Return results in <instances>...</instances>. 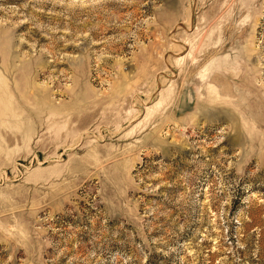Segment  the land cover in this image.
<instances>
[{
  "label": "rangeland",
  "instance_id": "rangeland-1",
  "mask_svg": "<svg viewBox=\"0 0 264 264\" xmlns=\"http://www.w3.org/2000/svg\"><path fill=\"white\" fill-rule=\"evenodd\" d=\"M0 264H264V0H0Z\"/></svg>",
  "mask_w": 264,
  "mask_h": 264
}]
</instances>
